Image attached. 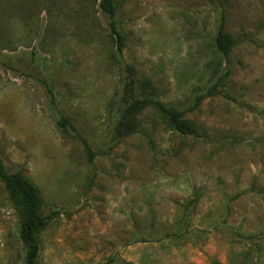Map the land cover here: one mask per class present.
I'll return each instance as SVG.
<instances>
[{"label":"rangeland","instance_id":"rangeland-1","mask_svg":"<svg viewBox=\"0 0 264 264\" xmlns=\"http://www.w3.org/2000/svg\"><path fill=\"white\" fill-rule=\"evenodd\" d=\"M115 1L122 59L100 0H0V159L52 216L37 264H264V0ZM127 66L184 131L145 107L120 136ZM20 227L0 180V264Z\"/></svg>","mask_w":264,"mask_h":264},{"label":"trees","instance_id":"trees-1","mask_svg":"<svg viewBox=\"0 0 264 264\" xmlns=\"http://www.w3.org/2000/svg\"><path fill=\"white\" fill-rule=\"evenodd\" d=\"M99 7L102 14L106 18L107 25L110 32L116 39L117 57L122 59L125 38L120 31L117 21V6L115 0H100ZM216 46L218 50L228 57L232 44L225 42L220 35L216 38ZM127 97L128 101L124 109V113L119 121L118 131L121 137H125L133 132L129 126V122L145 107L155 109L176 131H184L183 125L180 122V117L184 114L173 107H168L160 102L155 97L140 98L141 94L137 93L135 88L136 81L134 79L135 72L132 67L127 66ZM148 82L142 84L143 89H148ZM136 90V94L134 92ZM215 93V86L210 88V95ZM52 111L54 108H51ZM58 130L70 127L75 131L74 126L70 121L61 116L56 120ZM130 127V128H129ZM81 138V136H78ZM84 147L88 153L90 161L93 159V152L90 150L88 144L83 140ZM0 180L4 183L5 189L9 193L11 199L17 205L20 211L21 227L20 239L25 248L24 264H37L40 255V233L45 229L48 221L52 216H45L42 214V198L37 187L26 178L22 172L17 171L9 173L3 161L0 159Z\"/></svg>","mask_w":264,"mask_h":264}]
</instances>
